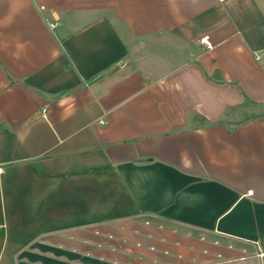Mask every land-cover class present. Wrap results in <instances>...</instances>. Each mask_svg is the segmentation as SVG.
I'll return each instance as SVG.
<instances>
[{
    "label": "crops",
    "instance_id": "0c3cea01",
    "mask_svg": "<svg viewBox=\"0 0 264 264\" xmlns=\"http://www.w3.org/2000/svg\"><path fill=\"white\" fill-rule=\"evenodd\" d=\"M0 264H264V0H0Z\"/></svg>",
    "mask_w": 264,
    "mask_h": 264
},
{
    "label": "rangeland",
    "instance_id": "374dc122",
    "mask_svg": "<svg viewBox=\"0 0 264 264\" xmlns=\"http://www.w3.org/2000/svg\"><path fill=\"white\" fill-rule=\"evenodd\" d=\"M253 111H255V109L253 110V109L248 108V107H244L243 109L240 108V110H236L235 112H232L231 114H228V116H230V117H228V119L231 122H236L238 120L241 121L242 119L247 117L250 112H253Z\"/></svg>",
    "mask_w": 264,
    "mask_h": 264
},
{
    "label": "built area",
    "instance_id": "2783aa9c",
    "mask_svg": "<svg viewBox=\"0 0 264 264\" xmlns=\"http://www.w3.org/2000/svg\"><path fill=\"white\" fill-rule=\"evenodd\" d=\"M50 27H52L55 23L47 22Z\"/></svg>",
    "mask_w": 264,
    "mask_h": 264
}]
</instances>
